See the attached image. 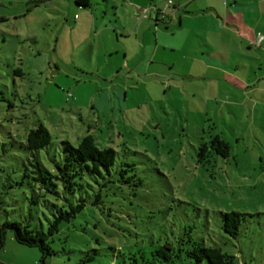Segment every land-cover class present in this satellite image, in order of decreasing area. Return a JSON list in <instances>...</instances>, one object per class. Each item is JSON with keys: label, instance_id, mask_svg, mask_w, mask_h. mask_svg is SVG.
I'll return each mask as SVG.
<instances>
[{"label": "rangeland", "instance_id": "rangeland-1", "mask_svg": "<svg viewBox=\"0 0 264 264\" xmlns=\"http://www.w3.org/2000/svg\"><path fill=\"white\" fill-rule=\"evenodd\" d=\"M89 2L0 0V189L5 175L15 177L20 144L38 124L50 134L39 152L47 169L48 153L58 157L62 141L76 147L88 133L99 149L116 152L117 181L101 189L98 205L91 204L95 185L51 242L46 264H159L152 252L186 235L234 255L236 264H264V26L262 45L249 51L237 31L226 42L209 10L166 30V14L183 16L178 0ZM234 3L221 0L223 17ZM241 16L244 28L258 18ZM228 19L244 31L240 19ZM215 135L229 156L210 151L200 163L199 146ZM27 194L1 196L0 223L19 219ZM229 212L242 214L236 237L221 229ZM40 257L6 234L0 264H41Z\"/></svg>", "mask_w": 264, "mask_h": 264}, {"label": "trees", "instance_id": "trees-1", "mask_svg": "<svg viewBox=\"0 0 264 264\" xmlns=\"http://www.w3.org/2000/svg\"><path fill=\"white\" fill-rule=\"evenodd\" d=\"M89 1L74 0L80 8H90ZM16 72L22 76L19 69ZM50 142V134L44 125L38 124L31 129L25 141L20 144V149L24 152L21 157L22 165L18 170L12 171L15 177L5 175L4 187L0 189V199L7 194V190L24 188L28 192L23 205L24 211L19 219L0 223V248L5 243L6 234L12 232L18 244L39 250L41 264H46V259L55 254L51 242L60 233L62 225L70 223L86 207L95 185L99 190L93 192L95 200H92V205L102 202L101 189L107 191L117 181V170L113 173L115 150L99 149L91 134L85 135L76 147L62 141L58 157L48 153L51 166L47 169L40 161L39 152L48 150ZM210 151L227 158L229 145L219 135H215L210 142L199 146L198 161L205 162ZM126 166L134 168L133 164ZM124 172L127 171H120V175ZM11 211L15 212L17 209L13 208ZM241 217L242 214L237 212L222 213L223 232L236 237ZM186 237L188 239L181 237L175 244L166 242L156 248L152 256L159 264H183L187 259L195 263L206 261L208 264H236L234 255L224 253L219 247L205 246L203 241H195L190 235ZM92 260L93 257H88L86 261Z\"/></svg>", "mask_w": 264, "mask_h": 264}, {"label": "crops", "instance_id": "crops-1", "mask_svg": "<svg viewBox=\"0 0 264 264\" xmlns=\"http://www.w3.org/2000/svg\"><path fill=\"white\" fill-rule=\"evenodd\" d=\"M195 2H199L198 5H196L197 7H194L195 9L188 11L187 8ZM213 3H214V5H213ZM219 3L221 4V0H178L175 11H177L179 13L182 11L183 16L177 17L175 19V20H177V23L175 25V20H174V16L172 15V12L169 14H166L165 19L167 20V23H166L165 28H166V30H170V28L172 26H175L176 28L181 29V28H183V19H188L185 17H187L188 15L189 16L192 15L195 18H199V17H201L202 12L205 13V10H209L208 13L210 14V16H212L211 18L216 19L218 26H221L222 30H225L227 32V35L230 36L229 38H231V39L229 41H226V42L234 43L233 37H234L235 31H237V36L240 37V39H242V40L248 39L249 40V41L247 40L248 45H249L248 50L251 51L253 49V47H255V46L251 45L253 39L255 38L256 34H258V33L261 34L260 28L264 26V23H263V21H264V15H263L264 14V0H252V1L251 0H235V3H234V6L232 7V10H230V9L227 10L226 17H223V13L220 10L221 8H219ZM246 13L254 14V15L258 14V18H256V21H254V19H248L247 20V23H252L251 28H244L243 27L242 20H243V22H246V20L243 19L244 18L243 16H241L239 18L240 20L235 17L236 14L244 15ZM202 15H205V14H202ZM228 17H231L232 20L235 22H237V20H239L241 22V28H243L244 31L242 32L240 27H238L237 25H233V24L229 23L230 19H228ZM117 23H119L118 18H117ZM235 24H237V23H235ZM223 25H225L226 28H224ZM118 28H123V27L118 26ZM247 29L250 32H248ZM193 36H196V33H194ZM216 51L221 56L226 55L225 53L227 52V51L215 50V52ZM186 54H188V52ZM228 54H231V53H228ZM254 57H256L257 59L260 60V55L258 52L256 54H254ZM259 65H260V63H259ZM226 66H227L226 64H223L222 68L225 69ZM261 66L262 65H260V68H261ZM219 68H220V65L208 64L207 70L217 71V70H220ZM260 68H259V71H260ZM259 81L260 80H258L257 82H259ZM249 87L250 86H248V88Z\"/></svg>", "mask_w": 264, "mask_h": 264}, {"label": "built area", "instance_id": "built-area-1", "mask_svg": "<svg viewBox=\"0 0 264 264\" xmlns=\"http://www.w3.org/2000/svg\"><path fill=\"white\" fill-rule=\"evenodd\" d=\"M168 3H170V1ZM262 43H263V36L260 33H258L256 34L254 41H252L251 45L255 47H260Z\"/></svg>", "mask_w": 264, "mask_h": 264}]
</instances>
